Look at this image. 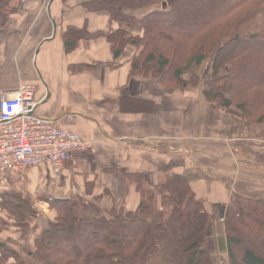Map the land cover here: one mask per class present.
I'll return each mask as SVG.
<instances>
[{
    "label": "crops",
    "instance_id": "obj_1",
    "mask_svg": "<svg viewBox=\"0 0 264 264\" xmlns=\"http://www.w3.org/2000/svg\"><path fill=\"white\" fill-rule=\"evenodd\" d=\"M85 1L0 0V94L33 86L37 115L99 144L72 155L58 176L46 165L25 170L22 181L14 173L0 174V199L25 184L37 213L39 204L58 199L134 211L140 200L136 181L153 189L181 178L210 217L208 252L228 264L215 207L264 201V125L206 101L202 87L193 88L185 78L178 89L130 76L137 50L127 45L114 58L108 35L122 29L127 38L140 36L138 21L156 8L131 13L135 21L127 25L89 13ZM68 29L87 38L66 51ZM47 211L30 219L26 243L39 233L34 225L41 228L49 219ZM9 219L0 246L17 248L23 233Z\"/></svg>",
    "mask_w": 264,
    "mask_h": 264
},
{
    "label": "trees",
    "instance_id": "obj_2",
    "mask_svg": "<svg viewBox=\"0 0 264 264\" xmlns=\"http://www.w3.org/2000/svg\"><path fill=\"white\" fill-rule=\"evenodd\" d=\"M82 6L127 25L135 21L131 13L155 7L138 21L140 36L127 38L122 29L108 35L114 58L127 45L137 50L130 76L181 89L182 77L210 58L205 100L264 125V0H87ZM251 24L252 31L241 30ZM63 38L69 51L87 36L68 29ZM136 184L134 211L81 199L47 200L48 222L31 243L29 261L18 264H214L206 248L210 217L187 182L172 178L153 189ZM20 199L3 195L0 207L28 225L37 212ZM215 208L223 219L228 264H264V201ZM11 252L0 246V264Z\"/></svg>",
    "mask_w": 264,
    "mask_h": 264
},
{
    "label": "built area",
    "instance_id": "obj_3",
    "mask_svg": "<svg viewBox=\"0 0 264 264\" xmlns=\"http://www.w3.org/2000/svg\"><path fill=\"white\" fill-rule=\"evenodd\" d=\"M34 92L33 86L22 84L0 94V174L46 165L58 176L72 155L99 148L37 115ZM39 209L45 212L47 204H39Z\"/></svg>",
    "mask_w": 264,
    "mask_h": 264
},
{
    "label": "rangeland",
    "instance_id": "obj_4",
    "mask_svg": "<svg viewBox=\"0 0 264 264\" xmlns=\"http://www.w3.org/2000/svg\"><path fill=\"white\" fill-rule=\"evenodd\" d=\"M253 28H255V25L254 24H251V25H249L246 28H242L241 30L243 32L244 31H247V30L248 31H252ZM210 65H211V59L208 58L205 61V63H204L203 66H201L198 70L192 72V74H185L182 77V79L185 78L186 79V83H188L193 88H197L198 86H200V87H202L203 90H206V85L205 84H206V81L209 79V77L211 75ZM240 92L241 91H238V92L236 91L237 95H239L238 93H240ZM225 98H228V96L225 95ZM230 110L233 111V112H236L237 111L236 108H235V106H233L232 109H230ZM23 172L21 174H17L16 175L19 178L22 177V178L19 179L21 181L24 180V178H25V174ZM24 186H25V184H23V186H17L18 187L17 188L18 189L17 190L18 192L15 190L12 193H13V195H15V194L16 195H20L21 202L27 201V202L30 203V205L31 204L33 205V203H32L33 201L30 200L29 195L27 193V190H26V188ZM18 193H21V194H18ZM0 201H1V199H0ZM238 204L239 205H242V203H238ZM32 205H31V207H32ZM37 206L38 205H36V207ZM0 209H1V207H0ZM47 210H48V205H47ZM48 212H49V210L47 211V213ZM37 214H38L37 216L34 215L33 217L36 218L38 216H42L43 212L41 211L40 213H37ZM17 217L18 216L12 217L8 213L7 214L4 213V217L0 220V231H2L4 228L7 227L6 221L10 220L9 218H12V221L14 222V225L16 224L15 226H20L21 227V225H22L23 226L22 228H24V229H22V232H21L23 234H21V237H20L22 239L21 240L22 242L18 245L17 248H14L13 246H11V247H6L5 246L8 250L13 251L15 254H13L11 252L12 254H6V255H4L3 258H5V262L2 263V264H18L19 262H25V263H27L29 261V253H31V251H32V244L31 243H26L23 237L25 235V232H28L29 227H30L29 225L31 224L30 223L31 221L29 222V224L27 223L28 225H26V223H25L24 220H23L24 222H21L22 219H20V217H18V218ZM42 220H43V218H42ZM19 221L21 222V224H18ZM47 222H48V220H45L44 221V225H46ZM42 224L43 223L41 222L40 225H42ZM34 226L35 227H33V229H35V230L40 229V226L38 227V226H36V224ZM213 262H214V264H227L226 259L224 258V256L223 257H217V261L215 259H213Z\"/></svg>",
    "mask_w": 264,
    "mask_h": 264
}]
</instances>
